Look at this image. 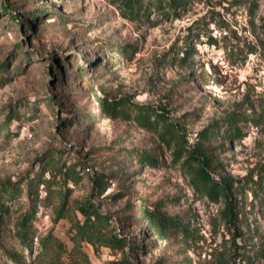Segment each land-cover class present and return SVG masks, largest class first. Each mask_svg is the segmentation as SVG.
Here are the masks:
<instances>
[{"label":"rangeland","instance_id":"obj_1","mask_svg":"<svg viewBox=\"0 0 264 264\" xmlns=\"http://www.w3.org/2000/svg\"><path fill=\"white\" fill-rule=\"evenodd\" d=\"M97 98L164 108L190 144L208 125L246 116L240 141L212 143V175L257 180L264 166V0H190L168 15L151 4L134 18L122 0H0V185L20 190L3 201L0 264H20L6 252L22 264H43L39 239L50 233L64 244V264L116 262L120 253L86 243L71 253L76 261L66 256L81 220L77 205L89 199L114 216L135 264H217L222 257L242 264L241 248L264 245V206L249 191L237 197L244 236L235 249L223 201L196 194L155 136L132 120L105 117ZM134 151L156 156L158 165H140ZM46 158L54 163L44 167ZM72 166L76 182L59 174ZM41 170L48 184L36 187ZM96 176L108 182L100 197L92 195ZM158 204L183 218L190 239L145 233L138 211ZM35 207L28 249L16 234Z\"/></svg>","mask_w":264,"mask_h":264},{"label":"trees","instance_id":"obj_2","mask_svg":"<svg viewBox=\"0 0 264 264\" xmlns=\"http://www.w3.org/2000/svg\"><path fill=\"white\" fill-rule=\"evenodd\" d=\"M190 0H146L143 6V0H122L123 10L130 18L146 15L153 4L162 14L168 15L169 12L176 13L177 9L184 8ZM143 9L145 11H143ZM167 11V12H165ZM2 71L4 68L1 69ZM98 107L102 114L109 119H121L123 121L132 120L135 124L146 132L155 136L159 142L171 153L172 160L180 163L181 169L188 176L189 183L196 194H199L211 203L218 204L223 201L225 208L222 212L224 229L230 235L231 245L239 249L235 243L237 238L244 236L240 232L239 222L244 216L241 208L243 203L237 201L239 195L249 191L252 195V201L257 202L259 207L264 206V166L260 168L257 180L248 178L242 182H233L229 178H220L217 180L212 175L213 153L212 143L217 139L240 141L244 136L240 124L247 123L248 118L241 115H231L226 119L208 125L196 135L195 142L190 144L187 137L182 133L178 124L174 123L168 112L163 108H155L150 105H138L127 100H110L107 98H97ZM256 127H259V121L251 120ZM220 130L223 134L220 135ZM140 165L146 164L151 167L158 165L157 157L146 151L132 152ZM53 158L44 159L43 166H51ZM76 166L59 170V174L66 176L72 182H76L77 173L74 172ZM44 170L36 176V187L40 184H48L42 180ZM70 173V176L67 174ZM32 182V180L30 181ZM37 182V183H36ZM94 197H100L108 188V182L104 176H96L92 179ZM17 184L8 182L0 185V220L2 213L7 209L3 201L12 202L19 193ZM65 207H60V218L64 217ZM77 211L81 220L73 224L74 234L70 240L73 246V252L67 253V257L76 261L72 254L79 253V246L86 243L93 248H109L115 253H120L121 258L112 264H135L127 256L125 250L128 245L126 236L123 235L121 228L116 226L114 216L109 212H104L93 202L92 199L80 202L77 205ZM140 221L144 225L145 233L153 236L160 241L169 240L173 235L180 234L181 237L190 239L191 232L180 215L169 214L163 209V205H154L153 208H142L138 211ZM36 214V207L30 211L17 230V237L22 245L28 249L31 248L33 231L31 228V219ZM250 230L251 228L248 227ZM253 236H258V229L250 230ZM41 252L38 260L43 264H64L62 256L66 254L64 244L54 236L48 234L39 239ZM130 249L135 250L130 245ZM242 251L237 254L239 262L242 264H264V245L244 246ZM236 251V250H235ZM72 253V254H71ZM8 258L15 263H24L19 254L6 252ZM217 264H231L224 257L217 261Z\"/></svg>","mask_w":264,"mask_h":264}]
</instances>
